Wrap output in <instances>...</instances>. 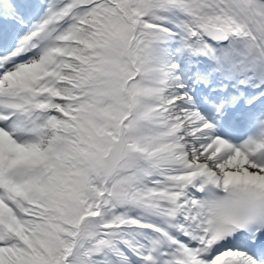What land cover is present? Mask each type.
I'll return each instance as SVG.
<instances>
[{
  "label": "snow or ice",
  "instance_id": "6c2138e0",
  "mask_svg": "<svg viewBox=\"0 0 264 264\" xmlns=\"http://www.w3.org/2000/svg\"><path fill=\"white\" fill-rule=\"evenodd\" d=\"M0 264H264V0H0Z\"/></svg>",
  "mask_w": 264,
  "mask_h": 264
}]
</instances>
